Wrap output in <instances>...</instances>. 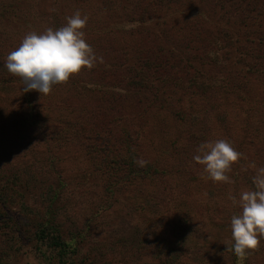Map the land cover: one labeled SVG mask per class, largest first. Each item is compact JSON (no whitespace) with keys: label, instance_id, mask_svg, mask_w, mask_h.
Here are the masks:
<instances>
[{"label":"trees","instance_id":"1","mask_svg":"<svg viewBox=\"0 0 264 264\" xmlns=\"http://www.w3.org/2000/svg\"><path fill=\"white\" fill-rule=\"evenodd\" d=\"M135 1H140L137 4L140 13L137 14L136 7L126 8L124 3L122 7L126 8L123 17L125 23L121 25L114 20L118 16L116 11L110 10L108 6L105 8L108 14L104 20L101 22L97 19L92 23L89 18L92 7L88 5L85 7L86 11L79 8V5L85 4V0H70V4H63L64 0H38L31 8V11H38L47 20L53 16L52 7L56 4L55 19L58 21L52 22L53 29L64 26L66 17L77 10L87 16L88 23L83 31L86 33V42L91 45L98 59L92 69H84L65 84L54 85L49 95L54 91L55 96L51 97L41 95L35 90L25 92L19 77L11 75L7 69L0 71L4 82L0 88H7L12 92V98L7 99V114H12L8 124L14 120L8 131L5 130L7 138L12 137V151L11 154L8 151L5 158L13 157L17 153H23V157L28 153H34L37 157L42 155L43 160L51 156L56 162L46 161L39 169L47 175L46 180L55 176L60 184L63 183V169L57 156L60 153L74 154L78 163L75 176L80 178L79 184H75L74 188L90 187L93 190L98 188L99 191L103 189L109 199H112L116 192H123L135 199L130 200L131 206H135L136 210H145L143 217L147 216L146 221L151 220L154 223L157 219V223L165 225V218L172 216L168 220L170 226H174L171 232L172 240L168 243L166 241L164 245L157 243L160 247H157L156 254H161L157 256V263L160 261L159 264H184L198 261L196 259L199 256L203 259L202 263L206 264L201 254L205 257L206 253L210 257L213 256L211 252L215 248L210 242L218 236L214 228V224H217L214 214L219 212V206L210 207L197 195L200 192L195 189L199 180L203 178L211 182V179L207 178L203 173V166L197 164L193 157L197 154L199 145L211 139V130H214L206 129L205 126L208 119L217 117V114H214L217 108L206 107L203 110L200 106L197 110L196 106L194 110L191 108L193 106H190L188 109L195 113L204 111L203 114L189 116L191 121L198 122V129L181 131V136L172 143L166 137L167 147H163L161 156H154L150 148L153 142L147 141L146 130L153 118L154 109H173V114L178 116L182 110L174 106L182 104L185 100L191 101L190 97L186 99V96L196 95L200 91L202 79L214 80L215 85L208 84L205 92L213 95L212 90L217 87L218 81L215 79L218 75H224L225 78L233 76L229 74L226 66L236 62L238 52H231V58L228 55L219 58V54L214 50L232 48L230 44H237L235 40H238L242 29L248 27V33L251 34L248 41L252 40V35H257L255 29L264 30V0H199L206 5L202 17L207 20L203 25L209 31L207 36H223L221 38L230 41L225 43V47H218L216 44V48L210 51V56L199 54L207 52L209 47L203 40H197V35L194 34L197 31L203 35L200 24L196 26L188 23L178 26L179 22L176 20L170 22L171 25L167 24L181 12L180 6L168 4L170 0ZM243 3L248 4V9L241 8ZM117 5L121 6L119 1ZM31 14L32 12V17ZM32 25L29 30L33 28ZM184 28L188 32H181ZM125 36H129L132 42ZM136 36L140 37V41L135 39ZM263 39L264 35L258 40L262 45ZM250 44H253V41ZM255 51L253 45H248V53L253 52L256 60L264 59V52ZM6 56L0 55V68ZM235 64H238V60ZM254 67L255 65L251 67L248 62V79L244 75L238 78L241 77L242 81L249 83V74H252L250 69ZM212 73L213 76L210 75ZM246 85L238 80L229 81L223 89L227 92L226 95L231 92L237 94L238 102L248 97L251 105L257 103L259 107H263L254 99L256 92ZM172 99L176 101L173 100L174 105L168 107L167 103ZM182 105H185V102ZM250 108L252 109L251 106ZM16 114L18 117L15 119ZM256 118L262 119L263 114H258L257 117L248 114L243 119V126L248 125L246 142L236 140V144L232 141L230 143L239 151L244 149V145L248 146L250 164L258 167L264 160V143L261 141L264 136L258 133L257 127L264 125V121L259 123ZM3 129L0 134H4ZM215 138L213 136V140ZM218 139L219 137L214 141ZM141 158L147 161L144 167L136 163ZM166 159L169 162H166ZM39 169L32 166V170L37 174L40 173ZM237 170L232 169L235 177L238 176ZM240 171L243 176H246L248 171L254 172L249 167L248 171L246 168ZM201 172L203 176L199 178ZM5 184L7 183H3V186ZM52 186L50 183L49 188ZM61 188L63 187L53 188V196L48 198L49 204L46 210L43 209L45 211L30 210L25 224L21 225L19 217L8 218L7 226L11 228L12 234H7V249L11 247L12 241H20V233H27L29 229L31 239L45 248L42 252L41 247H36L35 254L37 251L42 256L49 249L52 256L55 253L70 256L80 251L83 243L67 247V236L71 239L75 234H79L78 238L81 239L77 240L83 241V232L88 230L85 226L91 225L92 222L86 219V222L79 226L75 218L62 213L58 207V191H61ZM8 203L11 202L1 200L0 191V205L8 206ZM170 207L171 211L180 208L182 212L175 211L171 215ZM65 212H68L67 207ZM208 212L210 215L204 216ZM5 215L1 213L0 217L4 218ZM149 215L156 217L149 218ZM2 223L6 225L5 220ZM64 233L67 236H64ZM17 243L14 242L13 245L16 246ZM204 248L207 250L203 251ZM1 251L3 250L0 249V259L6 254ZM218 252L222 255L229 254L230 251L219 249ZM231 253L237 258L233 251ZM212 258L214 259V256ZM98 260V254H94L92 260L84 262L98 264ZM207 263L209 264L208 260ZM50 264L56 262L52 261Z\"/></svg>","mask_w":264,"mask_h":264},{"label":"rangeland","instance_id":"2","mask_svg":"<svg viewBox=\"0 0 264 264\" xmlns=\"http://www.w3.org/2000/svg\"><path fill=\"white\" fill-rule=\"evenodd\" d=\"M37 1L38 0H0V55L6 56L9 52L15 50L19 46L24 35L29 31L34 30L38 33L43 32L46 28L54 26L52 22L58 21V19H55L57 13L56 4L52 7L53 16L47 20H45L38 11H31V8L37 4ZM117 1L120 2L121 6L117 5ZM117 1L85 0V4L79 5V8L86 11L88 5L92 7L89 16V18L92 19V23L93 20L100 19L101 22L102 19L104 20V17L108 14L107 10H105L107 6L110 10L116 11L118 16L114 20L118 22L119 25L125 23L123 17L126 8L136 7L137 14L140 13V9L137 6L140 1ZM145 1L147 2V0ZM62 3L70 4V0H64ZM124 3V6H127L126 8L122 7ZM168 4H177L180 6L181 12L178 15L176 14L177 17L175 19L169 20L167 24L171 25L170 22L176 21L179 22L178 26L188 23L196 26L200 24V30L204 31L203 35L198 34L197 31H195L194 34L197 35V40H203L209 47L207 52H200L199 54L210 56V51L212 48H216V44H218V47H221V45L225 47V43L227 41L230 42L229 40L221 38L223 36H207L209 31L203 26L207 20L202 17V12L206 5L200 3L199 0H170ZM244 7L248 9V4L243 3L241 8ZM30 12H32V17L30 16ZM170 15H172V12H170ZM32 24H35V26ZM30 25L33 26L31 30H29ZM174 25L177 24L174 23ZM248 30L247 27V29H242L240 31L238 40H235L237 44L231 43L230 46L232 48H229V50H227V48L214 50L219 54V58H223L226 55L231 58V52H238L236 55L238 64H235L237 62L236 60V62L233 61L231 65L228 64V66H226L229 74H233L234 78L233 76L225 78L224 75H218L215 79V81H218L217 87L212 90L213 95L205 92L208 84L210 85L213 83L215 85L214 80L202 79L203 81H200L202 83V88H199L200 91L196 95L186 96V99L190 97L189 100L191 101L187 102L185 100V105H182L183 102L179 105L176 104L177 107L174 106V108H180V110H182L178 113V116L173 114V109H166L164 111L161 109L153 110V118L149 122L146 135L148 136L147 141L151 140V142H153L150 148L153 150L154 156H161L164 152L163 147H167L166 137L169 138V142L172 143L178 136H181V131L187 132L188 130L198 129V122L191 121V117L189 116L191 114H203L204 111L195 113L188 109L190 106H193L191 108L194 110H196V106L197 110L201 107L203 110L206 107H210V109L217 108V111L214 112V114H217V117L208 119L206 122V129L214 130H211V139L209 138L208 142L214 141L217 137L234 143L236 140L238 142H246L248 140V136L246 135V132H248V125L246 127L243 126L242 122L244 117H247L248 114H253L255 117H257L258 114H263L262 119H256L258 122L264 121V59L256 60L253 52L248 53V45H253L256 50L255 52L258 50L260 53L264 52V43L262 45L258 42L264 35V30L259 28L255 29L257 35H252V40L249 41L248 37H250L251 34L250 32L248 33ZM181 32L188 31L184 28ZM125 38L127 40L130 39L129 36H125ZM135 39L140 41V37L138 36H136ZM196 39L195 43L197 42ZM128 41L132 42V39ZM251 41H253V44H250ZM248 62L251 64V67L253 65H255V67L250 69L252 74H249V83L248 81L245 83L242 81L243 79L241 77L238 78V76L244 75L248 79ZM4 64L5 61L1 64L0 71L6 70ZM225 74L227 75L226 72ZM210 75L213 76V73ZM237 80L244 85L247 84V88L249 85L256 92L254 99L263 105V107H259L257 103L251 105L248 97L238 102L237 94L235 95L231 92L229 95H226L227 92L223 89L226 83L228 84L229 81L234 82ZM3 85L4 82H2L0 77V86ZM252 86H254V88ZM193 88H195V86H193ZM51 96H55L54 91ZM205 96L209 98H205ZM8 98H12V92L7 88L3 90L0 88V130L4 128V134H0V191L1 200L11 202L8 203V206H5L7 204H2L3 206L0 205V214H6L4 218L0 217V249L3 250L1 252H6L0 259V264H50L52 261H55L56 264L62 261H64L65 264H85L84 260H92L94 254H98V261L100 264H156L158 262L157 256L161 255L156 254L157 247L159 245H164L166 241L168 243L172 240L171 232L174 226L171 227L168 222L172 216L165 218V225L157 223V219L153 223L151 220L146 221L147 216L143 217L145 210H136L135 206L129 204L130 200L134 201L135 199L123 192H116V195H114L112 199H109V195L105 193L103 189L99 191L98 188L93 190V188L90 187L84 189L80 187L74 188L75 184H79L80 182V178H76L75 176L77 175L78 163L76 159H74V154L65 155L64 153H60L57 156L60 161L59 164H61L60 166L63 169V183L61 182L60 184L58 178L55 176L50 178L51 180H46L47 175L39 169L44 166L43 163L46 161L51 163L56 162L51 156L49 159L43 160L42 155L37 157L34 153H28L23 157V153H17L13 157L5 158L7 152L9 151L11 154L12 151V149H10L12 148L10 146L12 137L9 136V138H7L6 132L14 122V120H12L11 123L8 124L12 117V114H7V106L9 105L7 102ZM173 100L176 101V99L169 100L167 103L168 107L174 105L172 103ZM171 114H173V116ZM17 117L18 115L16 114L15 119ZM263 126L264 125H260V127H257V131L261 136H264ZM204 132L207 134L206 130H204ZM213 136L216 137L214 140ZM261 141L264 143L263 139H261ZM243 148L242 151H239L238 148L236 149L242 153L243 156L237 163L232 165V169H238L236 171L238 176L235 177L233 171L228 173L232 181H234L233 183L213 182L212 180L208 182V180L202 178V172L199 174V178H202V180H199L197 183L198 186L195 191L200 192L197 195L205 200L210 207L214 205L216 207L219 206V212L214 214V219L217 221V224H214L216 225L214 228L216 233L218 232V236L215 240H211L210 242L213 243V247L215 248V250L211 252L214 259L212 258L213 256L210 257L208 253H206V257L203 253L201 254L206 264H208L207 260L209 264H237V258L233 257L232 251H230L229 254L224 253L225 255L223 253L220 255L218 252L219 249L227 250V245H225V243L229 244V246L233 243L231 240V217L242 211L238 205H233L228 197L231 194L239 200L242 191L254 189L252 177L255 175L256 168L264 167V160L261 161V165L258 167H251L252 165L248 159V146L244 145ZM33 149L35 150L36 147H33ZM18 152L22 151L18 150ZM165 161L169 162L168 159ZM30 165L39 169L40 173L37 174L33 171ZM248 167L253 169L254 172L248 171ZM242 168H246L249 172L246 176H243L242 173L240 174V169ZM36 175L37 177H35ZM93 181L97 180L93 179ZM3 183H7L4 185L5 187ZM50 183L53 185L52 187L56 189L63 187L61 191H58V207L62 213L75 218L79 226L83 225L86 219L92 222L91 225L85 226V229L88 228V230L83 232V241H79L81 239L78 238L79 234H75L71 239H68L70 236L68 237L64 233V236H67V247H74L79 242L83 243L81 244L80 251H77L76 254H70V256L68 254L58 255L56 253L52 256L49 249L46 250L44 254L42 253V256L37 251L35 254L34 249L36 247H41L42 252H44L45 248L41 243H35L31 239L29 229L27 233H20L21 238H19L20 241L17 239L18 243L16 240L12 241L10 247V243L8 242L10 248L7 249V234H12L11 228L7 226L9 224L7 222L8 218L11 216L19 217L22 222L21 225H23L27 222L30 210L34 212L37 209L45 211L46 206L49 204L48 198L52 197L54 193L53 188H49ZM65 207H67L68 212H65ZM169 209L171 211V207ZM175 211L182 212L179 208L176 210L173 209L170 214L172 215ZM209 215L210 212H208L207 215L204 214V216ZM155 217V215H149V218ZM207 219L206 217L205 220ZM3 220L6 221V225L2 223ZM207 223L209 225V222ZM14 242L17 243L16 246L13 245ZM157 243L160 244L158 245ZM207 248H204L203 251L207 250ZM196 260L199 262L194 261L184 264H203L201 261L203 259L201 257L197 256ZM244 264H264V238H261L260 247L249 253Z\"/></svg>","mask_w":264,"mask_h":264},{"label":"clouds","instance_id":"3","mask_svg":"<svg viewBox=\"0 0 264 264\" xmlns=\"http://www.w3.org/2000/svg\"><path fill=\"white\" fill-rule=\"evenodd\" d=\"M87 23L88 17L77 10L58 29L29 31L6 56L4 67L22 80L25 92L35 90L49 95L54 85L65 84L72 76L95 66L98 58L83 31ZM242 156L229 141L218 139L201 143L193 160L203 166V173L213 182L233 183L228 173ZM136 163L144 167L147 161L141 158ZM251 167L256 168L255 164ZM252 182L254 189L242 191L239 200L231 194L228 197L242 209L231 217L233 243H225L227 251H233L237 257V264H244L264 238V167L256 168Z\"/></svg>","mask_w":264,"mask_h":264}]
</instances>
